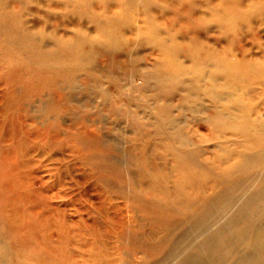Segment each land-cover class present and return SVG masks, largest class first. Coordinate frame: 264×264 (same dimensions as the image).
Listing matches in <instances>:
<instances>
[{
  "label": "bare ground",
  "instance_id": "obj_1",
  "mask_svg": "<svg viewBox=\"0 0 264 264\" xmlns=\"http://www.w3.org/2000/svg\"><path fill=\"white\" fill-rule=\"evenodd\" d=\"M210 33L216 35V40L210 38ZM263 33L264 0H0V117L35 92L42 110L55 116L59 114L53 100L57 84L69 86L71 82L74 87L82 82L80 75L99 83L100 74L112 72L122 61H133L138 56L136 51L149 47L154 57L152 62L143 60L145 66L151 64L142 80L143 89L147 91L151 82L152 100L163 102L162 106L154 105L153 126L159 139L168 145L167 152L173 161L169 174L144 151L135 152L131 148L129 162L137 172L130 174L129 169L133 185L128 200L136 206L114 204L109 198L104 203L101 199L98 210L108 222L105 233L116 242L128 234L137 246L136 250L123 254L115 252L109 237L101 244L104 252L93 248L94 244L75 234L77 224L90 231L82 216L74 220V214L80 211H74L70 204L52 205L55 198L61 199L59 192L64 182L50 164L67 156V151L66 155L58 154L64 150L59 147L66 141L57 146L59 151L54 150L58 156L52 155L54 152L47 154L51 150L48 148L42 149L47 150L46 155L27 152L23 161L18 160L22 155L17 157L12 149H1L0 264H225L232 254L236 255L229 264H264ZM246 40L251 47L244 46ZM101 58L104 67L100 66ZM30 66L36 70L32 67L30 70ZM40 71L46 77H41ZM43 83L47 85L44 89ZM178 100L182 107L179 103L173 105ZM61 101L63 106V97ZM24 108L20 107L19 113ZM174 108L200 115L197 120L211 128L216 163L210 158L200 160L208 149L201 148L200 143H191L176 130ZM22 115H17L21 123ZM2 120L0 129L4 131ZM30 125L22 123L18 126L21 131L8 134L6 129L5 141L0 144L6 147V142L13 139L18 144L19 139L26 143L33 133H26L25 128ZM161 129L168 131L158 133ZM173 142L179 143L178 148L172 146ZM47 144L51 145L50 141ZM93 158L100 161L98 164L104 162L105 169L114 168V164L106 162V155ZM69 167L73 171L74 167ZM136 212L155 224L157 234L133 232L141 225ZM177 230L191 233L193 239L200 237V241L191 245L189 238L181 241L179 252L187 248L189 252L174 263L157 255L162 254L166 241ZM134 257L138 261H133Z\"/></svg>",
  "mask_w": 264,
  "mask_h": 264
},
{
  "label": "rangeland",
  "instance_id": "obj_2",
  "mask_svg": "<svg viewBox=\"0 0 264 264\" xmlns=\"http://www.w3.org/2000/svg\"><path fill=\"white\" fill-rule=\"evenodd\" d=\"M209 36L212 39L216 38V35L214 33H210ZM244 44H246V45H244L245 47H251L252 46V44L249 42V40H246ZM236 50L238 52H241L242 49L240 47H237ZM256 51H258V49H256ZM136 52L138 53V56H137V58H134L135 61L134 60L131 62L130 61H122L120 66L117 69L112 70V72L100 74L99 83L95 84V83L91 82L90 78H88V77L84 78V75H80L79 79H81L82 82H79L80 84L76 83L77 85L74 87H73V85H71V82H70L69 86L67 84H62V85H61V83H59L60 85L57 84L56 88H55L57 93L55 92V95L53 96V100H54V105L57 108H59L58 109L59 114H57L55 116L51 115V114H47L46 111L42 110V106H43V105H41L42 102L40 100H38L37 94L35 92L33 95H31L28 98H27V96L24 98L22 97L23 99L18 102V105L16 108L12 109L13 111L8 110L5 113L6 115H3L2 117H0V119L4 120L3 124H4V126H6V128L4 127V129L5 130L7 129V131H6L7 134L9 132H12V131L19 132L18 130H20V128H18V126L21 127L22 123H26L29 125L31 124L30 126L25 128L26 133L27 132H31V133L33 132L32 134H30L31 139L28 136L29 139L27 138L26 143H21L20 142L21 140L19 139V144H18V142L16 140L14 141V139H13V140L7 141L6 147H5L4 145L2 146L3 141H5V138L3 137L5 135V130L3 131L2 127H1V129H0V142L2 144H0V153L2 150L4 151V149L5 150L6 149L7 150L12 149L16 156L20 155V154L22 155V156L20 155L21 157H19V156H17V157L20 158L18 160L23 161V160H25V155L27 152H29V154H30V152L32 151L31 154L34 153L33 155H36L37 153H40V152H41L40 154H42L44 149L48 150V148H49L51 150H48V153H47V150H45V152L47 154H50V155L54 152L52 154V155H54V154L58 153L57 151L55 152L54 150L59 151L61 148L64 149L63 151H59V153H58V154H62L60 152H64L63 155L67 154L66 157L64 156L65 157L64 160L61 162H57V163L53 162L52 164H50V167L55 168V175L56 174L60 175L59 180L62 179L61 180L62 183L64 182V186L62 187L63 189L60 188V192H59V195L62 196L61 199L55 198L52 201V205L64 207L65 204H70L69 206L74 211L76 210V211H80V213L82 212V215H80L79 212H76L74 214V220H77L78 217L82 216V218L85 219L87 221V223L89 224V226H90L89 230L90 231H86L84 228H82V226L77 224L78 226L77 225H75V226L79 227V229H75V234L80 235V236H78L80 239H83V240L85 239L88 243H91V245L94 244V245H92L93 248H96L99 251H103V252L105 251V249L101 246V244L103 242L105 243V241L107 240L109 235L105 233L106 226H107L108 222L103 217L102 212L98 210V205L100 204V202L102 200H104L105 201L104 203H107V201H109V199H110L112 201V203H114V204H121V203L123 204L124 203L126 205H129V207H131V208H134V205H135V204H133V202L128 200V198L132 195V185H133L129 181V179L131 178L130 174H132L133 171L135 170L131 166V163L129 162L130 161L129 160L130 156L128 155L129 150L131 148H134L135 152L141 151L143 153V151H144L146 153V155L148 154L147 157L149 159H151V161H154V163L156 162L155 164L158 167L162 166L161 168L163 170H166L167 172L169 170L168 173L172 174V172H170V170L172 168L173 161H172V156L170 154H168V152H167L168 145L163 143V141L159 139V135H157L155 133L156 129L153 126V122H154L153 114L156 111V110H154L155 109L154 105L162 106L163 102L152 100V96H151L152 93L150 92L151 86H152L151 82H150L151 86H150V88H148L147 91H145V89H143L144 82L142 80L144 78V75L151 70V64H148L147 66H145L143 64V60L148 61V62H152L153 57H154L153 56L154 53L149 49V47H144V49L139 50V52L138 51H136ZM33 66H30L29 69L31 70L33 68V70H36V69H34L35 67H33ZM100 66L101 67L105 66V62H104L103 58L100 59ZM142 67L144 68L143 70H142ZM142 71H144V72H142ZM41 73H42L41 77H46V74L44 72H41ZM111 73H112L113 77H112ZM60 75L62 76L63 74H60ZM48 76L53 77L54 75H48ZM59 76H57V77H59ZM55 77H56V75H55ZM63 77H67V76H62V78ZM128 81H129V83H128ZM43 84L44 85L42 86V88L44 89L45 87H47V85L45 83H43ZM79 85H80V87H79ZM90 86H91V88H90ZM76 87H77V89H76ZM89 90H90V92H89ZM100 92H102V93H100ZM91 93H92V95H91ZM104 94H105V96H104ZM61 97H63V99L65 100V103L63 104V106H62ZM71 97H72V99H71ZM132 98H134V99H132ZM177 103H179V107L180 106L182 107L181 101H179V100L175 101L173 103V105L175 106V105H177ZM185 104H187V103H185ZM151 105H152V107H151ZM145 106H147V107H145ZM20 107H21V109L25 107L24 110H21V113H19V111H18ZM150 107H151V109H150ZM183 107H185V109H187L188 106H185L183 103ZM9 111H10V113H9ZM34 112H37V114ZM18 113L21 115L23 113V115L20 116V119L21 120L23 119L22 123L20 120H18V117H19ZM130 113H131V115H130ZM17 115H18V117H17ZM34 115L37 116L38 118H36ZM118 116L120 118H118ZM172 116L177 121L176 130L179 133H181L183 136L185 135V137H187L191 143H195L196 145L201 144L200 145L201 148L206 149V150L208 149L207 150L208 153L206 155H203V157H201L200 160L203 161L204 158H206V160H207V158H210L209 160L211 162L214 161L213 163H216L218 160H216L215 153L213 152L215 150V146H214V141L212 140V137L214 136V134H213L210 127H208L204 123L197 120L198 116H200V115H198L196 113L191 114V113H186V112L185 113L180 112L174 108L172 111ZM4 117H6V118H4ZM27 117H28V119H27ZM46 119H47V121H46ZM24 120L25 121L27 120V122H25ZM180 120H182V121H180ZM30 121H31V123H29ZM36 122L41 126V128L39 127V125H37ZM181 122H182V125H181ZM5 123H6V125H5ZM13 123H15L14 126H13ZM16 124H19V125H16ZM75 124H76V126H75ZM37 126L40 129V130H38L39 133L36 132V130L38 129V128H36ZM54 126H56V128L58 130L56 128H54ZM66 127H67V129H66ZM70 128H72V129H70ZM184 128L186 130H184ZM28 129L29 130L31 129V130L29 131ZM64 129H66V130H64ZM190 129H191V131H190ZM193 129H195L196 132H194L195 130H193ZM50 131H52V133ZM167 131L168 130L161 129V131H157V132L158 133L160 132L161 134H163L164 132L167 133ZM40 132H43V133H41L42 136H41ZM70 133H72V134H70ZM195 133H196V135H195ZM203 133H204V135H203ZM34 134L37 136H35ZM44 134H46V136H44ZM47 134L49 136H47ZM50 134H51V136L53 135V139L50 136ZM63 134L65 135V137ZM38 136L39 137L41 136V137L40 138H34V137H38ZM61 136H62V138L64 137V139L59 138ZM32 137L35 139L36 142L34 141V139ZM82 138H83V140H82ZM88 138H90V139H88ZM54 139H56L55 142H54ZM74 139H75V141H74ZM6 140H7V138H6ZM48 140L50 141L51 145L47 144V143H49ZM138 140H140V141H138ZM208 140L211 142H209ZM41 141H42V143H41ZM44 141L46 143H44ZM61 141H66L68 143L64 142L65 143L64 144ZM196 141H197V143H196ZM13 142H14V144H13ZM27 142H29V144ZM80 142H82V143L79 144ZM154 142H156V143H154ZM98 143H99V145H98ZM27 144L30 146H28ZM57 144H59V145H57ZM60 144L62 145V147L60 146ZM64 145L66 147H64ZM84 145H86V146H84ZM176 145H175V142H173L172 146L173 147L175 146V148H178L179 143L176 142ZM57 146H60L59 147L60 149H58ZM68 146L70 148H72V149H70L71 152L69 151V149H67ZM65 148H66V150H65ZM84 148H86V149H84ZM21 149H24V151L22 152ZM76 150L77 151L80 150V151L77 152ZM151 150L153 153L151 152ZM169 150H170V148H169ZM238 150H239V148H238ZM36 151H38V152H36ZM66 151L68 153H66ZM82 151H84V152H82ZM217 151H218L217 154H219L220 151L218 149H217ZM45 152H43V154ZM23 153H25V154H23ZM46 153H45V155H46ZM90 153L93 155H91ZM96 153H97V155H96ZM58 154H56V155L58 156ZM74 154L77 156H75ZM98 154L99 155H106V158H108L107 159L108 161L106 160L108 165L113 166V164H114V168L111 171L109 168L105 169L106 166H105L104 162L103 163L101 162L98 164V162H100V161L98 159L93 158V157L99 156ZM68 155H70V156H68ZM157 155H158V157L156 158ZM67 157H69V159ZM84 157H85V159H84ZM159 158L163 159V160H160ZM90 159L91 160L93 159L97 162V167H96V162L91 161ZM153 159H155V160H153ZM114 160L116 162H114ZM90 161L92 163H90ZM171 162H172V164H171ZM154 163H151V164H154ZM83 164L84 165L86 164V165L83 166ZM100 164H103V165H100ZM69 166L74 167L73 171H72V168H70ZM86 166H90V168L89 167L86 168ZM169 166H171V167L169 168ZM76 167H77V170H76ZM91 167L94 169H92ZM129 169H130V171H132L131 173H130ZM58 170H59V172H58ZM143 170H145V169H143ZM71 171L74 173H72ZM88 171H90V172H88ZM98 171L100 173H98ZM102 171H104V172H102ZM108 171H110V172L108 173ZM120 171H122V172H120ZM126 171L128 173H126ZM91 172H92V174H91ZM62 173H64V174H62ZM68 173L71 174V176L68 175V178H67L66 174H68ZM96 173H98V174H96ZM73 174H75V176ZM103 174L105 176L107 174V176L105 177ZM110 174H111V176H110ZM101 176H103V177H101ZM56 177H58V176H56ZM64 177H66L67 179ZM45 179H47V177ZM96 180L98 182H96ZM108 180L111 182H109ZM74 181H79L80 183L76 184ZM122 181H123V183H122ZM169 181L171 182L172 178H170ZM92 182H94V183H92ZM120 183H122L123 185ZM79 185L82 187H80ZM86 185H87V187H86ZM36 186H38V184ZM98 186L99 187L101 186V188H99ZM87 188H89V189L87 190ZM109 188H112V189H109ZM115 188H116V190H115ZM93 190L94 191L96 190V191L94 192ZM98 190H100V191H98ZM118 191H119V193H118ZM97 192H99V193H97ZM102 192L104 193V195ZM115 194H117V195H115ZM118 194H120V195H118ZM94 196H96V197H94ZM98 197H100V201L98 200L99 199ZM119 197L122 199H120ZM88 200H90V201H88ZM135 216L139 220L141 225L139 227L140 229L138 228V230H137V228H136V230L133 231L134 233H136V232L137 233H140V232L151 233V232H153L154 234L155 233L157 234V229H155L156 228L155 224L152 225L151 223H149V221L147 219L145 220V218L141 212H136ZM102 229H103V231H102ZM51 237H52V239H58L56 236H51ZM130 237H128V234H127V236L119 238L117 240L118 242H116L115 240H112V238L109 237L110 241L108 238V242L111 245H113V248L115 249L116 253L121 251L123 254H125L126 251L129 252V251L137 249L136 244L134 243V241H131ZM185 238L186 239L189 238L188 243H190V245H191V243L200 241V237L193 239L191 233H188V234L183 233L182 234L181 230H177L172 234L171 237H169V239L167 240L168 242L166 241L165 248L162 251L163 255L159 253L157 256L158 257L163 256V258L168 257L167 261H169V262L172 261L175 263V261H178L179 259L184 257L189 252L187 250L188 248L186 250H184L185 253H184V251L179 252L180 246L182 245L181 241H186ZM76 239H77V237H76ZM80 239H78V240L80 241ZM155 239L156 238H154V240ZM0 241H2L1 236H0ZM0 245H2V244L0 243ZM51 245H53V243ZM126 249H128V250H126ZM240 251L241 250H239V252ZM123 254H122V256L124 257ZM152 254L155 255V253H152ZM235 255H233V254H232V256L228 255L229 259L227 257L228 261L225 264H229L228 263L229 261L232 262L233 259L235 258ZM160 260H162V258H160ZM133 261L136 262V261H138V259L135 258Z\"/></svg>",
  "mask_w": 264,
  "mask_h": 264
}]
</instances>
